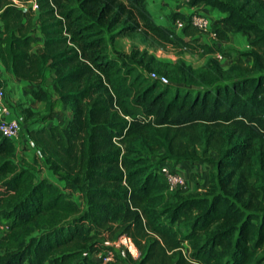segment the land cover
Instances as JSON below:
<instances>
[{
	"label": "trees",
	"instance_id": "obj_1",
	"mask_svg": "<svg viewBox=\"0 0 264 264\" xmlns=\"http://www.w3.org/2000/svg\"><path fill=\"white\" fill-rule=\"evenodd\" d=\"M187 1L225 13L211 22V45L190 15L172 12L184 23L179 32L156 23L146 0H36L37 13L0 0L5 69L35 84L28 93L46 104L49 74L71 111L63 125L27 128L39 150L32 162L0 133V264H97L92 254L112 249L103 239L122 234L138 256L113 253L107 264L264 262V0ZM120 23L121 34L178 53H215L240 33L251 61L238 56L223 69L211 57L193 67L132 49L130 58L167 83L128 82L129 64L107 51L103 35ZM172 160L212 164L206 192L170 197L157 167ZM39 164L83 205L39 175Z\"/></svg>",
	"mask_w": 264,
	"mask_h": 264
},
{
	"label": "rangeland",
	"instance_id": "obj_2",
	"mask_svg": "<svg viewBox=\"0 0 264 264\" xmlns=\"http://www.w3.org/2000/svg\"><path fill=\"white\" fill-rule=\"evenodd\" d=\"M149 2H153V0H149ZM187 2H188L187 0H156L157 5L155 8H153L154 5L151 3L148 4V6H146V8L150 12L153 20L154 21L156 20L155 21L156 23H159L158 21H161V19H164L168 23H171L172 22L171 14H172L173 9H177L180 6L189 7V4ZM207 8L209 10L212 9V7H210V6ZM196 13L206 16L213 23L216 20L210 14H208L209 15L208 16L205 13L204 14L199 13V12H196ZM222 14L224 15L225 13L222 12ZM120 25H121V23L119 25H115V26L104 27L103 28L104 29L103 35L106 39L107 51L112 55H115L116 53L118 55H122V57H124V59L129 64V68L131 69V73H129L126 76L128 78V82L133 80V78L136 75H138V76L140 75L141 77H147L148 76V70L143 69L141 67L142 65L139 62H137V61H135L129 57L132 49L142 50V49L146 48L150 53H153L157 58H159L163 61H174L177 57H181L182 59H184V61L187 64H190L193 67L203 66L204 64H206L209 61V59L211 57H214L211 55L208 56V55H202L199 53H188V52L178 53V52H176V50H174L170 46L155 47L153 45H150L149 42L142 41L139 35L128 36V35L121 34L119 32ZM170 26H172V25H170ZM248 49H249L248 47H244V46L240 48L236 42H233L229 45H228V43H222L221 50L218 52L222 56L221 58L218 59L221 67L223 69H226L232 63V61L238 56H240L246 62H250L251 61L250 56L244 54L246 51H248ZM43 85L45 87H47V89L50 91L51 99H50V102H48L47 104L42 103L41 108L44 107L42 110L43 113L39 114L38 117L40 118V117L44 116L46 113H49V111L51 113L54 112L52 116L60 114L59 115L60 118L55 123H57L58 125H62L63 123H65L67 118L65 115V111H63V106L56 99L57 95L54 92L53 87L51 85L49 74L45 78V83ZM156 157H157V155H156ZM191 162L194 164H197V162H195V161H191ZM169 164H171V162H169ZM206 164H208V163H206ZM206 167H209V166H206ZM38 168H39L38 169L39 175L45 174V172L47 170L46 166L39 164ZM212 169H213V166H212L211 170L209 171V175H210ZM193 178H194L193 180H194V184L196 187V192L200 193V194L205 193L209 181L206 184H200L202 182H200L198 180V177L196 174L193 175ZM54 181H56L60 186H62V184H63V182H58L59 180L57 178H55V176H54ZM186 182H187V180H186ZM186 188H187V183H186V187L184 189L171 190L169 196L174 197L177 194H182V193L186 194V190H187ZM65 192H66V195L69 199H71L72 201H74L75 203H77L79 205H83V202L81 201L82 198L76 197L75 193L71 192L70 190H66ZM5 225H6V223L4 221H0V232L3 230V226H5ZM119 238H120V235L116 236L114 239H109V238L105 237L103 239L104 240L103 241V244H104L103 247H110L113 249V253L118 255V257L127 259L130 254L128 252L127 247L124 244H122V242H120ZM186 251L188 252L187 248H186ZM134 253H135V256H133V257L135 258L138 256V250L136 249L135 245H134ZM111 264H115V263H111ZM117 264H118V262H117ZM261 264H264V262Z\"/></svg>",
	"mask_w": 264,
	"mask_h": 264
},
{
	"label": "crops",
	"instance_id": "obj_3",
	"mask_svg": "<svg viewBox=\"0 0 264 264\" xmlns=\"http://www.w3.org/2000/svg\"><path fill=\"white\" fill-rule=\"evenodd\" d=\"M154 2V3H153ZM153 2H149V0H146V6L148 4H153L155 8L156 7V0H153ZM207 7L209 6H202L200 8L197 7H186V6H180L177 9H173L172 12L178 11L185 15H191L192 13H202V14H210L214 19H218L220 17H223V14L221 11H219L217 8H212L209 10ZM209 16V15H208ZM156 21V20H155ZM160 24H163L165 26L172 25L171 23H168L166 20L161 19V21H158ZM2 25L0 21V26ZM179 32V31H178ZM200 41L212 44L214 40H212L206 33L200 32ZM37 38H41V36L37 35ZM233 42H236L237 45L241 47H248L246 38L240 34V33H232L230 34V39L226 42L222 43H228L231 44ZM221 43V44H222ZM219 51H216L215 53H209V54H202V55H208V56H214L216 57ZM0 84L4 86L5 88V101L9 105V113L5 115V118H12L16 114H19L21 122V130H20V137L18 140V143L16 144V156L17 157H23L26 161L32 162L34 158V150L29 147L27 144H25L27 137V128L29 127H39L41 125L50 126V125H58L55 123L59 118L60 114L52 116L51 119H46L44 122L40 121V118L38 117L39 114L43 113L42 102L37 101L33 98H31L30 94L27 91V88L34 86L35 84L27 81H18L16 78H14L9 71H7L2 64L0 60ZM25 109H28L33 113L32 116L26 117L25 115ZM63 111H65L66 118L68 119L71 115V111L67 109L65 106H63ZM64 124V123H63ZM62 124V125H63ZM209 166V167H206ZM171 167L181 173L185 179L187 180V190L186 194L182 193L183 195L187 194H193L196 192V187L194 184V178L193 175L196 174L198 177V180L202 183L200 184H206L209 181L210 175L209 171L212 168V164H206L205 162H197V164L192 163L191 161L182 160V161H171ZM43 168V167H42ZM39 173V172H38ZM41 176H46L50 180L54 181V174L50 170H46L45 174H42ZM56 178V176H55ZM61 182V181H58ZM57 183V182H56ZM199 190V189H198ZM1 234V233H0Z\"/></svg>",
	"mask_w": 264,
	"mask_h": 264
},
{
	"label": "built area",
	"instance_id": "obj_4",
	"mask_svg": "<svg viewBox=\"0 0 264 264\" xmlns=\"http://www.w3.org/2000/svg\"><path fill=\"white\" fill-rule=\"evenodd\" d=\"M15 5L21 8L23 11L26 9H31L33 12L37 13L38 11V4L36 0H12ZM190 22L198 27L200 31L206 33L212 40H216V33L212 30L211 21L204 15L198 13H192L190 15ZM183 21L180 19H176L172 22V27L176 31H179L183 27ZM218 59L221 58V54L218 53L216 56ZM151 79H157L162 83H167V78L163 75H158L155 72L151 71L148 73ZM9 113V105L5 101V88L3 85L0 84V133L2 136L7 137L13 140L16 144L18 143L20 137V130H21V122L22 120L19 117V114H16L12 118H5V115ZM26 142L29 147L34 150V153L39 155V150L33 142L28 138L25 137ZM157 171L162 175L163 179L168 185V190L174 189H184L186 187V179L185 177L175 171L168 163H163L157 167ZM63 187V185L61 186ZM63 190H68L67 188L63 187ZM75 193L76 197L81 198L80 194L75 191H71ZM7 227V225L3 226V230ZM120 242L124 244L129 254L133 257L135 256L134 253V243L132 240L122 234L119 238ZM97 256V257H96ZM113 256V249H107L106 251L94 253L92 254V258L97 261V264H107L112 261Z\"/></svg>",
	"mask_w": 264,
	"mask_h": 264
}]
</instances>
